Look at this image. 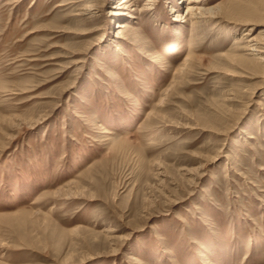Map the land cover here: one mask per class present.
<instances>
[{
  "label": "rangeland",
  "instance_id": "1",
  "mask_svg": "<svg viewBox=\"0 0 264 264\" xmlns=\"http://www.w3.org/2000/svg\"><path fill=\"white\" fill-rule=\"evenodd\" d=\"M121 1L0 0V264H264V0Z\"/></svg>",
  "mask_w": 264,
  "mask_h": 264
},
{
  "label": "bare ground",
  "instance_id": "2",
  "mask_svg": "<svg viewBox=\"0 0 264 264\" xmlns=\"http://www.w3.org/2000/svg\"><path fill=\"white\" fill-rule=\"evenodd\" d=\"M123 3V5L119 8V9H131L133 7V2L132 0H122L121 1ZM90 6V5H89ZM89 9V8H88ZM198 7L193 6V5H189L188 6V13L192 18H198V16L200 17L201 15L206 14V12L211 13L212 14V10H206L203 11L202 7L201 10L199 11ZM92 11V10H91ZM175 11V10H172ZM112 14H114V12H111ZM200 14V15H199ZM202 17V16H201ZM209 18V17H208ZM177 20V19H176ZM127 25L126 24H122L120 28H125ZM248 31V30H247ZM122 31H119V34L122 35ZM244 35H247L246 38H244V47L243 49L245 51L251 52V54L253 53H262L261 55H258V57L256 58V62L259 64H263L264 63V34L263 35H251L250 32H246Z\"/></svg>",
  "mask_w": 264,
  "mask_h": 264
}]
</instances>
